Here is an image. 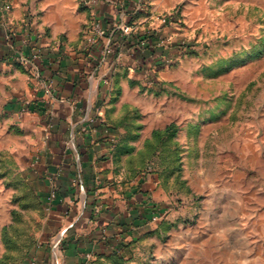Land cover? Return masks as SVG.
Here are the masks:
<instances>
[{
	"label": "rangeland",
	"instance_id": "obj_1",
	"mask_svg": "<svg viewBox=\"0 0 264 264\" xmlns=\"http://www.w3.org/2000/svg\"><path fill=\"white\" fill-rule=\"evenodd\" d=\"M14 1L3 0L6 13ZM154 2L131 27L107 30L152 36L147 71L132 49L119 55L137 57L144 76L129 62L107 75L118 161L128 180L150 176L157 202L137 264H264V0H175L165 10ZM84 3L74 16L87 13ZM29 13L31 28L40 14ZM67 22L58 38L81 27ZM39 26L37 36H54ZM11 129L0 115V264H30L48 212L24 175L22 133Z\"/></svg>",
	"mask_w": 264,
	"mask_h": 264
},
{
	"label": "crops",
	"instance_id": "obj_2",
	"mask_svg": "<svg viewBox=\"0 0 264 264\" xmlns=\"http://www.w3.org/2000/svg\"><path fill=\"white\" fill-rule=\"evenodd\" d=\"M78 1L15 0L6 13L0 0V115L11 131L22 133L24 175L48 212L31 258L38 264H137L138 239L150 230L143 224L157 202L150 176L128 180L118 161L120 132L108 124L107 75L128 62L139 66L138 77L144 74L137 57L119 59L128 48L118 34L105 60L104 39L84 50L80 33L89 13L106 30L118 28L124 13L85 0L88 16L76 17ZM174 3L155 0L153 7L171 9ZM31 10L40 14L32 27L48 26L54 36L32 31L26 17ZM67 20L81 27L63 28L66 40L60 43L58 24ZM21 58L30 61L24 69L17 65ZM54 190L57 197L48 202Z\"/></svg>",
	"mask_w": 264,
	"mask_h": 264
},
{
	"label": "built area",
	"instance_id": "obj_3",
	"mask_svg": "<svg viewBox=\"0 0 264 264\" xmlns=\"http://www.w3.org/2000/svg\"><path fill=\"white\" fill-rule=\"evenodd\" d=\"M89 1H91V2L94 1V4L101 3L104 5L116 8L119 15L124 13V18L120 22L121 29H123L124 27H131L132 19H133L134 15H136L137 13H141L142 12L141 9H143L145 7V5L149 2V0H135V1H132L130 3L121 2L122 0H89ZM107 33H108V31L99 22H94V24L92 26V31H91V34H90V37L88 40L89 45L87 46V50L88 49L92 50L98 46V44L101 40L104 39L105 45L102 48L103 60L107 59L110 55L113 54L114 50L112 48V45L115 43L114 37L117 34L119 35V37L122 38L121 43H123L124 46L128 48V50L132 49L130 51L132 56L134 55V53L136 55V52L145 53L148 51V49L150 50V36H148V35H143L144 37H139V36H137L138 34H136V33H134V34L130 33L128 35L127 34L126 35H123V34L120 35L119 33H117L116 30H114V32H112V33L109 32L108 35H107ZM108 40H109V42L107 43ZM135 40L139 41L138 45H136L135 47H131V48L127 46V44L130 41L135 42ZM156 41H157L158 45H160V46L165 45V39L162 37V34H158V38L156 39ZM39 58H40V54L38 53V51H36L33 53V56L31 58V62L36 63V61ZM18 63L21 65H24V67H26L30 64V61L28 58H21ZM148 67H150V60L147 61L146 64H144L143 69L147 71ZM56 197H57V191L54 190L51 193L48 202L54 201L56 199ZM30 264H38V261L35 258H30Z\"/></svg>",
	"mask_w": 264,
	"mask_h": 264
},
{
	"label": "trees",
	"instance_id": "obj_4",
	"mask_svg": "<svg viewBox=\"0 0 264 264\" xmlns=\"http://www.w3.org/2000/svg\"><path fill=\"white\" fill-rule=\"evenodd\" d=\"M151 37H152V36H150V39H151ZM127 46H128V47H135L136 45H135L134 41H130V42L127 44ZM136 56H137L138 58H140L139 61L144 65V64H146L147 61L150 60V50L148 49V51L145 52V53H139V52H136ZM141 67H142V66H141ZM116 152H117V151H116ZM31 254H32V252H31ZM31 254H30V258H31Z\"/></svg>",
	"mask_w": 264,
	"mask_h": 264
}]
</instances>
